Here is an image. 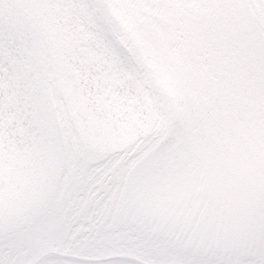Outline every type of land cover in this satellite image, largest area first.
I'll return each instance as SVG.
<instances>
[{
    "label": "snow or ice",
    "instance_id": "1",
    "mask_svg": "<svg viewBox=\"0 0 264 264\" xmlns=\"http://www.w3.org/2000/svg\"><path fill=\"white\" fill-rule=\"evenodd\" d=\"M226 92L264 106V0H0V183L29 156L68 159L58 235L92 224L95 241L73 264H264V230L238 245L177 223L103 242L129 163ZM46 264L68 261L57 248Z\"/></svg>",
    "mask_w": 264,
    "mask_h": 264
},
{
    "label": "rangeland",
    "instance_id": "2",
    "mask_svg": "<svg viewBox=\"0 0 264 264\" xmlns=\"http://www.w3.org/2000/svg\"><path fill=\"white\" fill-rule=\"evenodd\" d=\"M0 183V264H46L57 248L68 264L94 248V226L61 239L55 210L67 206L69 161L49 150L5 167ZM203 226L240 245L264 230V106L252 95L226 92L185 114L140 161L127 166L105 244L140 230L173 224ZM82 256V257H78ZM147 264H153L148 261Z\"/></svg>",
    "mask_w": 264,
    "mask_h": 264
},
{
    "label": "trees",
    "instance_id": "3",
    "mask_svg": "<svg viewBox=\"0 0 264 264\" xmlns=\"http://www.w3.org/2000/svg\"><path fill=\"white\" fill-rule=\"evenodd\" d=\"M168 134V133H167ZM167 134H165L163 137H161L160 139H158L157 141H155L154 143H152L148 148H146L145 150L139 152L135 158L129 163V166L133 165L134 163L140 161V159H142L152 147H157L167 136ZM51 253V251L46 252L43 256L45 255H49ZM78 257H82V256H78Z\"/></svg>",
    "mask_w": 264,
    "mask_h": 264
}]
</instances>
